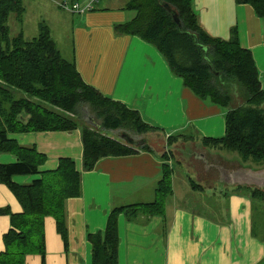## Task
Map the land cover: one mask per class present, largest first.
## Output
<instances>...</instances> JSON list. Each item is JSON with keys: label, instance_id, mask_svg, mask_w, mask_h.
<instances>
[{"label": "crops", "instance_id": "obj_1", "mask_svg": "<svg viewBox=\"0 0 264 264\" xmlns=\"http://www.w3.org/2000/svg\"><path fill=\"white\" fill-rule=\"evenodd\" d=\"M127 1L98 0L83 12L66 9L69 18H60L59 34L52 37L87 84L137 110L158 131L142 135L148 150L103 157L90 171H83L80 128L11 134L21 145L35 146L46 156L40 172L56 169L64 157L73 158L83 171L81 195L65 202L67 246L56 219L47 216L45 257L30 252L25 264H93L88 234L104 230L114 207L154 201L164 164L172 168L173 188L164 199L163 213L141 212L133 219L119 215V264H264V202L242 190L225 189L223 184L234 182L221 176L261 167L250 165L251 161L234 167L235 161L222 156L229 151L203 145L204 137L225 134L226 108L186 87L156 47L137 36L116 33L118 24L133 17L124 9ZM193 7L210 35L229 39L237 31L240 45L254 56L264 89V19L251 5L236 0H193ZM85 124L99 125L93 117ZM111 132L107 133L119 138ZM174 135L182 136L168 146V137ZM166 151L172 152L168 161L162 158ZM16 159L12 153H0L2 164ZM38 177L15 175L13 181L27 185ZM0 208L12 213L23 210L15 193L1 182ZM10 226V215L0 214V252L5 250L4 235Z\"/></svg>", "mask_w": 264, "mask_h": 264}, {"label": "trees", "instance_id": "obj_2", "mask_svg": "<svg viewBox=\"0 0 264 264\" xmlns=\"http://www.w3.org/2000/svg\"><path fill=\"white\" fill-rule=\"evenodd\" d=\"M236 1L251 5L264 19V0ZM166 5L177 14L180 24ZM124 9L132 11L133 17L118 24L116 33L137 36L156 47L186 87L198 97L226 108L225 134L204 137L203 145L237 152L244 162L264 167V89L254 56L240 45L237 31L233 30L229 39L210 35L200 25L193 0H128ZM25 11L23 0H0V153H12L17 158L9 164L0 163V182L15 193L23 207L20 213L0 208V214L11 217L0 264H25L30 252L45 257L47 216L56 219L67 246L65 202L81 195L83 171L94 169L103 157L149 149L146 143L136 147L107 132L124 129L142 135L157 129L145 122L137 110L87 84L74 60L62 55L45 21L39 23L38 35L31 39L23 32L11 35L10 14L15 13L22 22ZM86 105L99 118L97 127L82 122L81 110ZM20 115H25L26 122L18 119ZM78 128L82 135L83 171L77 169L73 158L64 157L56 169L40 172L46 156L35 146L21 145L10 137L15 133ZM180 136L168 137V145ZM170 152L162 158L168 161ZM34 174L40 177L30 184L13 181L15 175ZM172 188V168L164 164L154 201L114 207L104 230L88 234L93 264H119V215L133 219L141 212L163 213L164 199ZM248 189L251 197L264 202V190Z\"/></svg>", "mask_w": 264, "mask_h": 264}, {"label": "rangeland", "instance_id": "obj_3", "mask_svg": "<svg viewBox=\"0 0 264 264\" xmlns=\"http://www.w3.org/2000/svg\"><path fill=\"white\" fill-rule=\"evenodd\" d=\"M23 2L25 5V8H26V11H25L24 16H23V21L20 22L17 19L16 14L12 13L9 16L8 26H9L11 35H16L20 32H23L27 39H31L34 36L38 35L39 23L41 21H46V23L49 25V28H51L50 30H52L51 34H53L54 36H58L59 30H60L59 29L60 28V25H59L60 18H69L68 15H70V13H69L70 11H68L66 9L71 10V6L74 3L81 2V0H23ZM65 3H66V5L64 6ZM61 5H63V7H61ZM130 12H132V11H130ZM62 51H64V50H62ZM68 51H70V50H68ZM81 113H82V117H83V121H82L83 123L90 121L91 117H93L96 120V122H98V123L100 122L99 118L96 117L95 113L91 110L90 106H87V105L84 106L81 110ZM153 131L156 132L158 130L153 129ZM123 132H128L135 139H141L143 137L142 135H144V134L138 135L137 133H135L132 130H124V129H121L118 131H113V132H111V134L119 137V139L122 140L123 139L122 138ZM168 143H167V145H168ZM226 151H229V150H226ZM226 151H224V152H226ZM166 152H170V151H166ZM230 152H232V153H230ZM170 153L172 155V152H170ZM222 156L225 157L226 160L235 161V162H232L234 167H236L237 164H244V161L241 159V157L237 153H235L234 151H229V153L226 152ZM201 159H203V158H201ZM236 159H238V160H236ZM226 163H228V162H226ZM250 165H255V164L251 163ZM202 170H201V174L204 173ZM209 171H213L215 173H218L216 170H212V169H210ZM185 173H186V171H185ZM185 175H187V174H185ZM176 182H177L176 184H178V181H176ZM191 184H192L191 186L194 185L193 183H191ZM223 185H224L225 189L232 187V192L233 191L237 192V191L242 190L245 194H248L249 196H251L250 190L248 189L249 186L239 185V184H235V183L232 186H227L226 184H223ZM219 189H217L218 194H220V192H221V191H219ZM222 217L225 220L226 217H225V215H223V213H222ZM261 218L262 217L259 216L260 220H261ZM217 219L219 220V218H217Z\"/></svg>", "mask_w": 264, "mask_h": 264}, {"label": "water", "instance_id": "obj_4", "mask_svg": "<svg viewBox=\"0 0 264 264\" xmlns=\"http://www.w3.org/2000/svg\"><path fill=\"white\" fill-rule=\"evenodd\" d=\"M166 7L170 12H172L173 18L176 23L180 24L179 18L174 10L169 5H166ZM18 119L26 122L25 115L18 116ZM122 138L125 142H127V144L134 145L136 147H140L146 143V139H135L127 132L122 133ZM221 176H226V180L232 179L234 183L239 185H246L264 190V167L257 169H250L249 167H247L240 171H235L231 175L229 173H223Z\"/></svg>", "mask_w": 264, "mask_h": 264}, {"label": "built area", "instance_id": "obj_5", "mask_svg": "<svg viewBox=\"0 0 264 264\" xmlns=\"http://www.w3.org/2000/svg\"><path fill=\"white\" fill-rule=\"evenodd\" d=\"M96 1H98V0H91L89 3H87V4H84V5H82V4H80V3H74L72 6H71V10L72 11H75V10H80V11H86L87 9L88 10H91V9H93V4H94V2H96ZM66 5V3L64 4V6ZM63 6V5H62Z\"/></svg>", "mask_w": 264, "mask_h": 264}]
</instances>
